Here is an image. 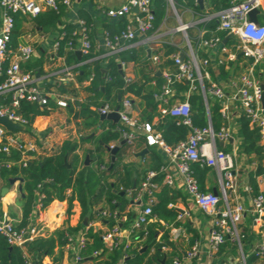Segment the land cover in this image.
<instances>
[{
  "label": "built area",
  "instance_id": "2783aa9c",
  "mask_svg": "<svg viewBox=\"0 0 264 264\" xmlns=\"http://www.w3.org/2000/svg\"><path fill=\"white\" fill-rule=\"evenodd\" d=\"M167 1L170 2V0ZM229 1L228 6L202 15L201 20L207 22L214 19L217 22L216 30L223 31L225 35L232 37L236 51L252 59L246 71L237 78L229 80L230 91L226 92L219 83L210 80L208 73L202 70V67L209 63V59L207 57L200 60L195 49L219 50L224 57L218 58L217 64L235 60L236 54L223 45L219 36L211 35L205 38L203 35L206 29L204 28L201 30L196 48L190 45L189 54L182 60L178 53L172 55L175 70L163 73L162 95L166 98L175 97L174 83L183 81L188 84L183 99L175 97L171 103L165 99L166 105L159 109L160 115L178 118L182 124L189 127L186 139L175 145L166 144L161 135L154 132L151 123L140 122L133 114L132 103L128 97L121 98L117 113L118 122L121 125L119 131L125 143L133 145L135 139L143 134L148 145L159 146L166 154L170 165L169 167L162 165L158 170L163 173V183L173 186L175 178H178L195 206L210 218L205 254L214 257L219 246L229 239L237 245V256L229 259L227 264H247L248 254L244 253L241 243V238L246 233L243 227L257 236L249 254L254 253L259 257L264 255V158L260 162L252 163L255 190L247 178H239L240 167L237 163L236 143L228 152L218 148L217 142L226 143L230 138L234 139L231 109L235 105L234 109L242 111L247 116L250 126L258 128L260 144L264 147V105L261 101V96L264 95V81L259 77L263 70L258 68L257 77L254 68L256 64L264 60V23H260L259 19L258 23L248 19V12L255 7L259 9V14H264V0ZM72 2L73 0H0V116H6L11 122L22 126V129L11 132L0 125V154L8 157L6 159L0 157V169L13 166L19 168L25 166L26 161L35 155L56 152V147L48 142V133L39 135L28 119L18 112L22 99L41 105L45 104L48 98H52L59 107L67 105L65 96L52 89L46 90L39 85V78L35 76L36 70L28 72L21 68L20 62L32 58L34 54L31 44L18 45L13 52L8 47L14 26V15L35 17L46 9L58 12L60 6L68 7ZM195 3L197 4L196 0ZM105 14L112 18L126 19L125 26L119 32L114 34L104 32V45L111 52L119 47L122 39L132 41L137 36L146 35L154 29L153 0H126L118 7L108 8ZM179 27L185 30L188 25L183 24ZM63 37L62 33L53 41V51L57 50L59 40ZM67 48L73 51L79 50L84 55L90 52L89 30L84 20H78L77 27L71 32L67 41ZM8 57L9 62L4 67L3 62ZM153 59L157 61V56ZM62 71L65 76L58 79V84H62L73 76L70 68H64ZM203 78L209 83L207 88L203 85ZM107 79L110 80V77L108 76ZM123 79L126 82L131 80L129 76H123ZM196 87L202 94L207 114H209L207 95L213 97L219 105L218 111L222 123L217 130H214L210 123L204 127H196L191 123L188 97ZM113 110L114 108L107 103L97 107L98 115ZM21 133L28 134L29 137H23ZM36 141H40L41 146H38ZM113 146L112 143L108 145L109 148ZM13 152L17 153L18 157L12 156ZM196 162L200 166H206L215 171L218 183L216 194L211 190L201 191L199 189L197 178L191 167V164ZM98 167L103 169L105 166L100 164ZM258 168H263V170L256 172ZM156 175L157 172L154 170L147 171L137 187L133 188L136 191L133 201H138L140 206L136 209L129 226L125 228L126 234L123 235L121 227L123 214L115 217V223L101 232L102 242L107 243L110 248H117L123 236L127 238L124 247L128 248L131 242L138 240L137 232L141 230L145 236L147 227L155 221L152 206L159 188L155 180ZM41 186L42 183L37 185L36 199L25 225H16L5 212L0 216V235L10 247L15 246L20 249L24 264H34L26 249V243L43 235L40 220L48 205L43 204L45 195L41 191ZM64 193L68 198L72 195V190L67 188ZM168 206L172 207V204ZM101 215L109 217L111 214L105 209ZM181 217V214H177V219ZM88 225L87 223L76 234L65 233L66 244L76 252L74 264L82 259L80 252L88 241ZM200 253L198 243L195 242L186 253V260L191 263L192 260L200 257ZM171 264H184V262L174 257ZM257 264H262V261H258Z\"/></svg>",
  "mask_w": 264,
  "mask_h": 264
},
{
  "label": "trees",
  "instance_id": "16d2710c",
  "mask_svg": "<svg viewBox=\"0 0 264 264\" xmlns=\"http://www.w3.org/2000/svg\"><path fill=\"white\" fill-rule=\"evenodd\" d=\"M208 4L213 10H218L221 7L228 6L229 0H207ZM174 5L178 7L179 4L193 8L194 10L204 13L205 9H200L195 0H173ZM167 0H153L154 6V28H156L165 12ZM63 6H60L58 12L51 9H46L38 14L34 20L37 26L43 27V29L55 27L56 23L60 20ZM80 18L84 20L86 26L89 27L90 19L86 15L80 12ZM264 18V14L259 15L260 23ZM20 20L18 15H14V26L10 35L8 47L14 48L18 43ZM217 22L214 19L207 21L204 25L206 33L203 35L205 38L211 35L219 36L222 40L225 37V32L216 30ZM123 25L119 23L118 28L112 32L118 31ZM74 30L73 25H65L58 30V34H64L63 39L59 40V45L56 50V56L63 57L67 64L77 61L75 51L67 49V41L71 32ZM214 32V33H213ZM111 33V32H110ZM114 34V33H111ZM189 34V32H188ZM229 50L235 52L236 58L226 64H218L216 69L222 79L237 78L242 72L246 71L252 59L243 55L237 56L238 52L235 49V42L232 37H228L223 44ZM178 48L170 45L163 44L158 49H153L152 54L157 55L159 59H163L164 65H173V59L170 58L172 54L177 53ZM44 52H41L39 58H30L20 62V66L23 70L33 72L38 69H42ZM89 54V53H88ZM86 54V56H89ZM198 54L202 57L206 56L203 53V48L198 50ZM47 58L49 54H45ZM144 56V50L142 48H133L127 52L121 54L122 61H132L136 66H139V77L129 82L124 81L123 74L117 69L116 61L110 58L108 61L107 75L110 76L109 81H105L102 76V72L99 68L94 71L95 77L90 80V84L85 88L87 91L93 93L85 101L75 100V106L73 107L70 102L66 106V109L72 113V117L82 119V126L84 128L92 127L98 120V113L90 106L99 107L107 103L110 107L115 108L119 105L117 96L120 95L123 98L125 93H131L138 97L143 103L141 108V119L151 123L154 117H157V121L154 125L156 131L160 132L163 141L168 145H175L179 141L185 140L189 131V127L182 124L178 118L170 115H160L158 111L159 100L156 99V95H159L164 83L162 76H156L155 74L148 76V65L146 60H142ZM9 57L3 62V66L6 67L9 62ZM255 74L258 77V68H261L263 72L260 74V78H264V60L255 65ZM212 79L214 77V71L211 66L207 67ZM152 72V70H151ZM137 74V72H136ZM77 78H82L80 75H76ZM153 81V83H152ZM39 85L48 90V85L45 82H39ZM62 86V84H59ZM203 85L205 88L209 85L207 79L203 78ZM174 94L177 98L183 99L184 94L188 89L186 82H178L173 84ZM62 91V89L60 88ZM101 98L100 101L98 99ZM190 103V117L191 123L196 127H204L208 124V117L206 114L202 94L198 87L191 91L189 94ZM8 100V97H7ZM207 104L209 110V123L214 130H217L221 123L222 118L219 114V105L217 101L207 95ZM57 104L52 98H48L45 104H38L36 102H30L26 99L20 101L18 112L23 115L31 123L33 119L38 115H47L51 110L55 109ZM108 123L107 128H104L97 137L94 139V147L92 149L86 148L84 155L87 154L89 163L84 164V160L75 153L77 142L74 139L66 138L58 146L56 152L52 154H38L26 161L25 166L11 168L2 167L0 169V178L8 185V178L13 176L22 177V191L20 193L21 201V220L18 226H23L28 222V217L34 201L36 199L35 191L37 185L42 183L41 191L44 192L43 204L48 205L56 195L58 199H63L65 196V190L70 188L72 195L67 199L70 201L73 195L77 198L81 207V220L76 228H63L54 236L49 237H36L26 243V249L30 254V257L34 264H41L42 259L45 256H51L54 252V246L56 243H65L64 232H76L78 229H83V218L87 217L88 220L98 219L102 224L110 227L115 223V217L125 214L127 222L123 225L129 226L132 218L134 217L133 210L125 211V208L130 204V200L135 197L136 191L132 185L135 183V187L138 184L137 170L128 164H122L119 166L121 155L125 153L127 145L124 143L119 147L116 153L115 160L111 169H108L110 163V157L106 147L111 142H118L122 140L121 133L119 131V124H113L108 121H101L99 125L103 126ZM233 137L236 140L237 146V163L242 170L247 169V165L253 161H262L264 158V147L260 144V135L258 128L250 126L249 119L242 112L238 111V116L235 118ZM93 137L82 135L79 137V141L85 142ZM143 138L137 137L135 141H138V145L143 141ZM134 141V143H135ZM225 151L231 149V144L227 142L226 147H222ZM14 157H18L17 153L13 152ZM105 156V159H104ZM1 158H8L4 154H0ZM152 170H157L160 167V160L157 153H153ZM69 164V167L67 166ZM103 164L105 167L100 169L98 166ZM193 174L197 178L199 189L205 191L204 179L209 167L200 166L199 163L191 164ZM263 168H258L256 172H261ZM133 173L136 175L133 176ZM242 175H244L242 173ZM240 175V176H242ZM245 176V175H244ZM246 178L249 183L253 184L254 189L256 186L253 179V171H246ZM160 175L155 179L159 180ZM10 187V186H9ZM134 187V188H135ZM40 190V189H39ZM122 192V194L120 193ZM127 195L129 197H127ZM171 200L166 189L158 195V201L153 204L152 211L158 217H161L173 225H178L179 222L175 221L177 212L174 208H167V203ZM114 201V202H112ZM104 202L110 211L109 217H103L101 212L105 210L104 207L98 205ZM1 212V211H0ZM188 225V222L185 223ZM246 233L241 238L242 249L244 253L248 254L246 257L247 264H257L258 261H262L264 264V255L259 257L254 253L249 254L250 248H252L257 236L250 232L249 229L243 227ZM154 230L148 226L147 232L144 236L143 231L137 232L138 240L134 244H130L128 248L122 250L121 247L113 248L112 251H108L103 247L101 240V230L94 229L88 225L87 238L85 248L81 251L84 256V261L93 259L97 264H116V261L123 256L125 264H161V260L164 258V264H171V258L176 252L170 251L164 253L161 250L162 245H169L173 247L171 242L165 235L161 237L162 241H158L155 238ZM57 239V240H56ZM193 239L189 241L191 244ZM237 256V245L235 242L226 239L220 246L216 254L218 263L227 262L229 259H233ZM0 264H24L21 256V251L18 247H10L4 237L0 235ZM51 264H59L57 260L52 261Z\"/></svg>",
  "mask_w": 264,
  "mask_h": 264
},
{
  "label": "crops",
  "instance_id": "0c3cea01",
  "mask_svg": "<svg viewBox=\"0 0 264 264\" xmlns=\"http://www.w3.org/2000/svg\"><path fill=\"white\" fill-rule=\"evenodd\" d=\"M125 1L126 0H73L70 6L68 7L63 6L60 20L56 23L55 27L54 28L51 27L47 29H43V27L37 26L35 24L34 18L36 16L27 17L23 15H18V18L20 20L18 43L14 48H11L10 50L13 52L16 50L18 45L31 44V46L34 49V54L32 58H39L41 52H44L45 54H49L50 55L49 58H47L45 54L43 56L44 60L42 63V69L39 71V76H38L39 81L47 83L48 90L52 89L65 96L67 105L68 102H70V104H72V106L74 107L75 100L85 101L90 96H93V93L87 91L85 88L90 84V80L93 77H95L94 71L96 68H99L101 70L103 74L102 78L105 81H109L107 79V77L109 76L107 75V69H108V61L110 58H113L116 61V64H120V71H121L120 73H122L123 76H129L132 80H135L136 78L139 77L138 75L139 66H136L132 61H122L120 57L123 52H127L130 49L140 47L144 50V56L142 57V60L147 61L148 76L155 74L156 76L163 77L164 72L166 71L173 72L175 70L174 63L172 66L164 65L163 59H159L157 55H153L152 50L160 48L161 45L163 44H170L178 48L177 50L178 54L183 52L186 56L187 54H189V46L191 45L192 48L195 49L196 48L195 46L200 38L201 30L203 28L206 29L204 27L206 22H203L201 20V16L206 13L215 11L208 4V1L204 0L203 1V8L205 9L204 13H200L194 10L193 8H189L188 6L179 4L178 7L174 5L175 8H177V10L180 11L179 12L180 15H178L175 12L176 10H173V8L169 3L170 5L169 7L174 11L173 12L171 10L172 11L171 14V12H169L170 10L168 8V1H167L164 15L159 25L156 28H154L153 31H151L146 35H139L132 41L122 39L119 43V47L114 52H111L104 45L103 42L104 32H109V33L119 32L125 26L126 19L109 17L105 14V11L108 8L118 7L121 4H123ZM80 12L86 15L87 17H89L90 19V25L89 27L88 26L87 27L89 30V39L91 42V48L88 54L89 56H86L81 53L80 58L76 57L77 58L76 62L67 64L63 57L56 56V50L53 51L52 43L56 39V37L60 35L58 34L57 31L63 28L65 25H73L74 29L77 27L78 20L82 19L79 16ZM180 21L183 24L188 25V27L185 29L186 36L179 27ZM261 22H264V18L261 20ZM119 23L122 24L123 27L116 32H112L113 30L118 28ZM222 43L224 44L223 40ZM144 45H147L148 48L150 49L149 57H146L147 53L144 48ZM199 49L201 48L195 49L197 57L200 60L207 57L209 59V63L204 67H202V70L208 73L210 80L219 83L226 92H229L230 87L228 83L230 79L229 78L222 79L218 73V70L216 69L217 68L216 66L218 65L216 60L220 57H224V54L220 53L219 50L217 49L216 50L214 49L212 51H206L203 48V53H205L206 56L202 57L198 54ZM172 55L170 56L171 59H172ZM154 56H157V61L153 59ZM226 63L228 62H223L222 64H226ZM208 66H211L212 70L214 71L215 79H212V76L207 69ZM64 68H70L71 72L73 73V76L71 77V79H68L65 82H63L62 86H60L58 84L59 83L58 79L61 76H65L64 71H62ZM117 69L119 71L118 67ZM157 72H160V74H157ZM77 74L82 76V78L80 79L77 78L76 77ZM60 88L62 89V91L60 90ZM123 97H128L130 99L133 107V114L139 119V121L146 122L141 119L140 112L143 103L140 101V99L131 93H125ZM175 97L166 98L165 96L162 95V89H161L160 94L156 95V99L160 101V103L158 104V111L161 107L166 105L164 101L165 99H167V101L171 103L173 102V99ZM100 100L101 98L98 99V101ZM66 106L65 107L57 106L55 107V109L51 110L47 115L36 116L31 122V125L34 127V129L38 132L39 135H44L48 133V142H50V144L56 147V151L58 149V146L61 144V142L64 139L71 138L76 140L77 146L75 149V153L78 154L84 160L85 157L87 156V154L84 155V150L86 148L92 149L94 147L95 137H97L98 134L104 128H107L108 123H105L103 126H101L99 125L100 122L108 121L113 124L114 122L109 119L100 120L98 118L94 126L84 128L82 126V119L73 118L72 113H70L68 109H66ZM90 107L93 110L97 111V107H94L93 105H91ZM234 108L235 105H233L231 109V125L233 128L235 124V118L238 116V111H239ZM156 121H157V117H154L151 122V125L154 132L160 134V132L156 131L154 128ZM115 124L120 125L119 122ZM21 135L23 137H29L28 134L21 133ZM82 135H87L93 138L88 141L81 142L79 141V137ZM139 137L143 138L142 139L143 141L139 145H138V141H135L133 145L127 146L125 153L121 155V159L119 163V166H121L122 164H128L133 167H136L138 184L143 179L145 173L149 170H152L150 168V165L154 163L152 162L153 161L152 156L154 152L158 154L161 163L160 167L162 165H167L168 167L170 166L168 164L169 162L166 157V154L159 146L148 145L146 143L143 134H140L138 138ZM120 141L118 142L114 141L111 143L114 145H119ZM36 142L38 146H41L40 141H36ZM229 143L231 144V149H232V145L236 143V140L232 139L231 141H229ZM226 145L227 142L223 143L222 145H219L217 142L218 148L222 149V147H226ZM144 148H146L147 151L143 154V156L141 157L137 155L138 152H140ZM231 149L228 150V152H230ZM108 154L110 157L109 152ZM89 162L90 161H88V163ZM253 162H258V161H253ZM253 162L249 163L247 165V169L244 170L243 172L240 169V174H239L240 179H244L247 177L246 176L247 170L253 171L251 168ZM158 170L159 169L154 170L157 172L156 176L160 175L159 180L155 179L159 184V188L158 191L156 192L154 203L158 201V195L160 194V192H162L163 189H166L169 196L171 197V200L166 205L167 208H174L177 214L182 215L181 219H177V214H176L175 221L179 222V224L173 225L171 222L161 217H158L153 213L155 215V221L151 223L149 226L154 230L155 238L158 241H162L161 237L165 235L166 238H168L171 242H173L174 245L173 247L169 245H162L163 248L161 250L164 253H169L170 251L176 252L175 255L172 256L171 261L174 257H178L183 260L184 264H227L229 260L227 262L218 263V259L216 258V254L218 251L216 252L214 257L212 256L209 257L205 254L206 240L210 228V218L204 215L195 206V204L192 202V200L185 192L178 178H175V183L173 186H169L163 183L162 181L163 173ZM242 173L245 176L242 175ZM135 175L136 174L133 173V176ZM216 183H217L216 173L213 169L209 168V171L207 172L206 177L204 179L205 191L208 190L212 191L214 188L217 191L218 185H216ZM3 186H8L9 189L4 195H1L0 192V211H1L0 216L3 212H5L8 215V217H10L14 221V223L18 225L22 216L20 192L18 191V185L17 184L6 185L0 178V191ZM17 196L19 198H17ZM66 197L67 196H64L63 199H58L57 196L55 195L53 200L48 204V207L44 210V214L42 215L40 220V226H42L43 235L40 237L54 236L56 238V234L59 231H62L63 228L69 227L73 229L79 225L81 220L80 204L77 198H75V196H73L70 201ZM127 197L129 196L127 195ZM169 204H172V207L168 206ZM98 206L99 207L105 206V209H108V207L105 205L104 202H101ZM139 206H140L139 202L138 201L134 202L132 198L130 200V204L125 208V211H128L129 209L133 210L135 215L136 209ZM122 217H124V219L123 222H121V227L123 229V235H125L126 234L125 228L127 226L123 224L127 222V218L125 214H123ZM186 222H188V225H185ZM88 224L92 226V228L94 229L101 230V232L106 227H108L106 223L102 224L101 221L95 218L92 220H88ZM80 230L82 229L80 228L76 232H71V233L64 232V233L76 234ZM191 239H193V242L190 244L189 241ZM126 242H127V238L123 236L121 243L118 247H121L122 250L126 249L124 247V244ZM195 242L198 243L201 252L200 257L192 260L191 263H189L186 260V253L189 251V249ZM131 243L134 244V242ZM102 244L106 250L112 251L113 248H110L107 243L102 242ZM53 250H54L53 254L51 256H45L42 259L41 264H46V263L51 264L52 261L54 260H57L59 264H74V255L76 254V252L72 250L70 246L66 244V242L61 245L56 243ZM80 255L82 256V259L76 264H97L96 261L93 259L82 262L84 256L82 255L81 252ZM122 262H124L123 256H121L116 261V264H121ZM164 263L165 262L163 258L161 260V264Z\"/></svg>",
  "mask_w": 264,
  "mask_h": 264
},
{
  "label": "water",
  "instance_id": "95a60500",
  "mask_svg": "<svg viewBox=\"0 0 264 264\" xmlns=\"http://www.w3.org/2000/svg\"><path fill=\"white\" fill-rule=\"evenodd\" d=\"M196 2L198 4L199 8L202 9L203 8V0H196ZM169 3L171 5V7L173 8V10H175V6H174L173 1L170 0ZM134 10H136V8H134ZM258 14H259V9L255 7V8L251 9L248 12V19L250 21H253L255 23H258ZM179 23H180V26L183 25V23L181 21ZM181 30L183 31L184 35L186 36V32H185L184 28H181ZM228 37H229V35H226L223 38V42H225ZM144 48H145L146 53H147L146 54V57H149L150 56V49L148 48L147 45H144ZM75 54L77 55L78 58H80L81 53H80L79 50L75 51ZM240 55H241V52L238 53V56H240ZM184 57H185V54L183 52H181L179 54V58L182 60V59H184ZM117 67L119 68V72H121L120 71V64H117ZM157 74H160V72H157ZM35 76L36 77L39 76V70L38 69H36ZM120 100H121V97H120V95H118L117 96V101L120 102ZM261 101H262V104L264 105V95L263 94L261 96ZM118 107H119V105L115 106V108H114V110L112 112H109V113H106V114H100L99 115V119L100 120L109 119V120H112L114 123H117L118 120H119V115L117 113ZM208 123H209V116H208ZM0 125L3 126L4 128H6L7 130L11 131V132H14L15 130L22 129V126L20 124L11 122L6 116H0ZM231 140H232V138H230L229 141H231ZM124 143H125V140L122 139L120 141L119 145H114L112 148H109L108 146L106 147V149L110 153V163H109L108 169H111L112 168L113 163H114V160H115L116 153L119 150V147L121 145H123ZM218 144L219 145H222L223 142L219 141ZM146 151H147L146 148H144L140 152H138L137 155H139V156L142 157L143 154ZM88 161H89L88 156H86L85 159H84V163L87 164ZM67 166L69 167V164H67ZM22 181H23V179L20 176H13V177H9L8 178V184L9 185L17 184L18 185V191L20 193L22 191V185H21ZM132 187L133 188L135 187V183H133V186ZM8 189H9L8 186H3L1 188V191H0L1 192V195H4L8 191ZM212 191L215 194L217 193V191H216L215 188ZM120 193L122 194V192H120ZM87 223H88V218L87 217H84L83 224L84 225H87Z\"/></svg>",
  "mask_w": 264,
  "mask_h": 264
},
{
  "label": "rangeland",
  "instance_id": "374dc122",
  "mask_svg": "<svg viewBox=\"0 0 264 264\" xmlns=\"http://www.w3.org/2000/svg\"><path fill=\"white\" fill-rule=\"evenodd\" d=\"M169 6H170V5H169V3H168V8H169V10H170L169 12H171V14H172V11H173V10H172ZM171 10H172V11H171ZM175 10H176L175 12H176L178 15H180V14H179L180 11H178L177 8H175ZM167 12H168V11H167ZM173 12H174V11H173ZM164 29H165V28H164ZM214 184H215V183H214ZM216 185H218V184L216 183ZM17 194H18V193H17ZM17 198H19V197L17 196Z\"/></svg>",
  "mask_w": 264,
  "mask_h": 264
}]
</instances>
